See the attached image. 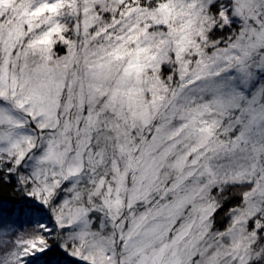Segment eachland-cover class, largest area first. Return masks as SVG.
<instances>
[{"label":"snow or ice","instance_id":"snow-or-ice-1","mask_svg":"<svg viewBox=\"0 0 264 264\" xmlns=\"http://www.w3.org/2000/svg\"><path fill=\"white\" fill-rule=\"evenodd\" d=\"M0 264H264V0H0Z\"/></svg>","mask_w":264,"mask_h":264}]
</instances>
